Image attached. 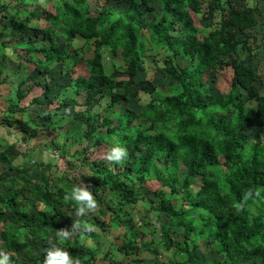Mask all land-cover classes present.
Returning <instances> with one entry per match:
<instances>
[{"label":"trees","instance_id":"1","mask_svg":"<svg viewBox=\"0 0 264 264\" xmlns=\"http://www.w3.org/2000/svg\"><path fill=\"white\" fill-rule=\"evenodd\" d=\"M97 1L100 4L102 0ZM110 1L105 0L92 12L87 0H61L55 6L37 4L23 18L18 10L10 17L21 36L28 33L30 20H46L48 25L41 31L46 43L27 34L23 49L33 55L19 54L43 79H33L29 87L25 82L18 85L4 122L16 125L27 139L38 135L43 119L51 120L61 108H66L78 118L85 116L82 134L92 141L72 153L73 157L85 156L92 145L106 144L111 150L118 142L128 149L123 163L107 157L90 162L104 190L119 199L114 206L92 183L100 213L111 211L112 220L130 229L129 238L118 246L120 252L130 255L140 244L158 243L174 253L175 257L166 264H264V140H256L248 133L250 127H264V93L255 83L258 74L247 59L235 56L228 62L233 77L227 93L214 95L206 82V76L221 66L218 56L235 53L243 43L240 33L261 25L248 2L263 0H128L126 9L120 7L121 0ZM154 1L161 3L160 14L155 11ZM7 7L0 5V9ZM226 8L228 14L215 21L217 11ZM199 14L210 20V29L203 34L193 21ZM61 24L66 27L63 45L58 41ZM143 30L158 52L167 51L171 60L166 62L167 75L177 83L162 96H151L136 116L120 115L107 108L102 113L95 112L105 97H112L109 108L116 103L115 98L128 101L138 97L141 87L136 77L146 47ZM85 44L90 45L89 55ZM68 46L73 47L72 53ZM106 49L113 58L122 57L120 67L107 70ZM68 60L72 65L83 61L87 74L68 76L62 86L64 95L61 96L62 91L54 94L48 75L54 80L52 76L57 71L64 73ZM36 84L43 88L44 99L32 97L31 106L37 104L33 115L24 101ZM251 101L255 105L249 106ZM100 128L104 133H98ZM52 145L62 157L67 156V144L57 141ZM67 162L71 164L70 160ZM52 166L51 162L45 165L40 179L33 178L29 168L14 165L13 176L10 168L0 173L2 250L11 257V264H44L48 249L56 243L69 251L74 261L79 258L81 264H95L100 247L87 245L83 240L84 228H92L95 223L88 213L77 215L79 205L75 200L65 199L79 186L78 176L70 177L65 171L52 174ZM182 167L185 176L179 187L176 175ZM158 168L168 174V179L162 177ZM151 179L160 181L169 191H154L156 198L147 199V215H165L169 218L168 230L173 233V226L180 228L182 240L168 235V239L158 242L154 238L143 241L140 234L146 233L129 224L134 219L124 207L137 205L145 198L138 189ZM197 181L198 190L183 198L188 207L176 208L173 200ZM23 201L31 205L26 208ZM67 210L73 211L74 216L66 214ZM145 219L144 225L150 226L151 221ZM98 222L101 227L106 226L103 221ZM77 223L79 227L75 226ZM60 229L70 230V238L61 240L56 235ZM50 236L55 238L48 243ZM200 239L210 244L217 259L203 256ZM177 254L183 257L179 259ZM109 261L118 264L113 258Z\"/></svg>","mask_w":264,"mask_h":264},{"label":"rangeland","instance_id":"2","mask_svg":"<svg viewBox=\"0 0 264 264\" xmlns=\"http://www.w3.org/2000/svg\"><path fill=\"white\" fill-rule=\"evenodd\" d=\"M114 1L115 0H112L110 2L113 3ZM60 2L61 0H0V5H9V7L7 8L0 9V18L2 19L1 25H3V21L10 20V17H12V15H14L17 10L19 13V17L23 18L28 13V9L37 4L58 5ZM87 2L90 5L91 11L94 12L99 5L105 3V0H102L100 4L97 0H87ZM128 2V0H121L120 7L126 9L128 7ZM153 3L155 4V11L160 14L161 3L158 1H154ZM248 5L251 7L253 13L259 19L261 25L253 27L252 30L240 33L239 36L241 37L243 43H241L235 53L218 56V58L222 60L221 66H219L217 70L212 71L206 76V82L210 86L211 91L214 95L222 96L231 88L233 72L228 62L235 56L247 59L248 64H250L256 70L258 78L256 79L255 83L259 87L260 91L264 93V0L258 3L249 1ZM226 14H228L227 8L225 9V11L218 10L216 13L215 21H218L221 17H223V15ZM193 21L201 31V34L206 33L210 29V24H208L210 23V20L203 19V16L200 14L194 16ZM29 23L30 24L27 30V34H30L31 32L34 35H39L36 40H43L42 38L44 36L41 35V31L45 26L48 25V23L46 21L38 22L37 19L30 20ZM9 27H12V23L10 22ZM58 33V41L61 45H63L66 35V27L63 24L59 26ZM27 34L22 36L19 35L21 37L17 38V45L19 44L21 54L25 53L23 47H25V42L28 40L29 35ZM142 34L146 47L145 55L142 60V66L139 74L136 77V81L139 83V87H141L138 97L132 98L128 101H124L120 98H115L114 100H116V103L112 105L111 108H109L107 105L111 103L112 97H105L102 100V103L95 107V112L102 113V109L107 108L110 110V112L116 111L120 115L129 114V116H136V113H140L147 102L151 99V96H162L163 94L168 92V87H170L174 83H177L176 79L167 75L166 62L171 61L169 59L167 51L164 49H159L158 52L155 46L150 44L148 32L146 30H143ZM42 42L46 43V41L44 40ZM6 46L7 45L1 43L0 53L4 51V48ZM89 46L90 45L88 44L84 45L85 52L88 53V55L89 51H91L89 49ZM72 48L73 47L68 46V50L71 53ZM71 60H68V62L65 63V66L63 67L64 73L60 74L59 72V74L52 76L54 80L50 77V75H48L49 81H51L54 85V94L62 91L61 96L64 95L65 87L62 88V86L65 84L66 78L68 76H71L72 74L74 76L87 74V69L83 61H79L75 65H72ZM178 62L179 61L177 59H174V63L178 64ZM181 62L184 63L183 60H181ZM122 64L123 60L120 55L113 58L111 55V51L109 49L105 50V65L108 71L113 66L117 65V67H120ZM30 66L32 67V69L34 68L33 65ZM121 75L122 73H120V76ZM39 78L43 79V76L40 75L38 79ZM33 96H39L41 99H44L43 88L40 85L36 84L33 88L32 93H30V95L24 101V104L26 106H29L31 114L34 115L37 113L35 109V106L37 104L31 106V99ZM79 97L82 98V96ZM243 97L246 98V94H244ZM15 99L16 92L13 90L12 100ZM248 105L253 106L255 105V102L251 101L250 103H248ZM84 117L85 116H81L78 118L75 116L74 111L66 108H61L59 110V114L53 116L51 120L43 119L37 137L32 138L28 143L26 139L22 138L20 145L22 147V151L19 154L17 163H19L20 165H25L24 163L27 162L29 165V174L35 179H40L42 176V172L46 169L45 165L51 162L53 164L52 168L50 169V172L52 174H60L65 171V173L70 177L77 175V182L79 186H87L90 190L92 189L91 184L96 183L98 193L100 195H103L106 201L112 200V203L115 206L116 204H118V196L113 192H110L108 189L104 190L101 179L96 176V174H94V172L90 168L91 159H98L102 157H107L108 159V153L110 152L108 145L104 144L102 147H94V145H92L90 147V150L85 154L86 156L90 153V158H85V156L81 158H75L72 155V153H74L75 151L81 150L88 144H92L91 139L84 138L82 134V130H84L85 126L83 122ZM138 121H142V118ZM138 123L139 122H137V124ZM134 127H136V125H134ZM100 129L101 130H99L98 133H104L103 128ZM248 133L256 140H264V127H250ZM57 141H59V143L61 144L63 142L67 144V156L62 157L61 152H59L60 156L58 158H55L50 154L52 153L53 149L56 148L54 145H52V142L57 143ZM24 142H26L27 145H22V143ZM33 149L36 151H40V153H42L43 155L41 156L42 158H38L37 156L30 154L32 152L34 153V151H32ZM47 150L50 151L49 154ZM67 160H70L71 164H69ZM40 165L43 166L40 167ZM158 170L164 179H168V174H163V172H161L159 168ZM14 172L15 168L13 170V173ZM184 176L185 169L184 167H182L176 175L177 186H182ZM199 185L200 182L197 181L194 182V184H192L189 189L181 190L179 197L173 200L174 206L176 208H179L181 206L188 207L186 202L183 201V198L188 193H195V191L198 190ZM158 189H165L167 192L169 191V188L167 186H162L160 181L153 179L148 180L147 184L144 185L143 188L140 187L138 189L139 195L144 194L145 200H140L137 205H125L126 208L124 207V210H127L130 213V217L134 219V221L129 222V224L137 226L140 232L146 233L145 235L140 234V237L143 241H148L151 238H154L158 242L162 239H168V235L172 236V239L175 238V240H182L183 234L181 233L182 230L180 228L176 229L173 226V233L168 230L170 228L168 227L169 218H167L165 215H161L158 218H156L152 213H149V215H147L149 207L148 203H150L147 199H155L156 195L154 191ZM23 202V205H25L26 208L31 205H29L27 201ZM66 212H69L66 214L74 216L73 211L71 212L70 210H67ZM87 213L95 224L92 226V228H84L85 236L83 237V240L87 245H98L100 247V250L98 252V259L95 264H110L109 260L111 258H113L114 261L118 264H125L126 262H130L132 264H166L170 260V258L174 256L172 250L168 251L163 247V245H158V243H152L149 246H143L142 244H140L139 247L135 248L130 255H126L118 250V246L122 245L125 239L129 238L130 229L128 230L126 226H120L114 220H112L111 211L107 214H101L99 206L95 210H89ZM144 218L149 219L152 224L150 226L144 225ZM97 220L103 221L106 226L104 228L101 227V223H99ZM54 238V236H50L47 242H52ZM3 244L4 242L0 237V252H4L2 250ZM199 249L203 256L208 260L218 258L212 252L210 244H208L204 239L199 240ZM177 255V258L179 259L183 257L180 254ZM137 259H139V261Z\"/></svg>","mask_w":264,"mask_h":264},{"label":"crops","instance_id":"3","mask_svg":"<svg viewBox=\"0 0 264 264\" xmlns=\"http://www.w3.org/2000/svg\"><path fill=\"white\" fill-rule=\"evenodd\" d=\"M42 6L49 7L50 5ZM1 21L2 19L0 18V45L3 43L7 46L4 48V51L0 53V69H2V72L0 73V173L10 168V175L13 176V165L20 168H29L27 162L24 163L25 165L17 163L19 154L22 151V147L20 146L21 140L22 138L25 139V136L16 125L4 122L3 116L6 115L8 107L13 101V90L16 91V88L21 82H25V85L28 87L31 86L34 83L33 79H38L41 74L35 68L32 69L30 64L21 60L19 57L21 49L19 48V44L17 45V38L21 36H19L13 26L11 28L8 27L10 20L3 21V25H1ZM37 21L40 22L46 20L41 19ZM31 34L33 35V39H37L39 36L30 32V35ZM24 55L31 56L33 54H28L25 51ZM55 74H59V72ZM32 138L34 137L27 138V143L30 142ZM22 145L27 144L24 142ZM34 149L32 150L34 153L32 152L30 154L42 158V153ZM58 151L60 152L59 149ZM47 152L49 154L50 151L47 150ZM41 166L43 165H40V167Z\"/></svg>","mask_w":264,"mask_h":264},{"label":"clouds","instance_id":"4","mask_svg":"<svg viewBox=\"0 0 264 264\" xmlns=\"http://www.w3.org/2000/svg\"><path fill=\"white\" fill-rule=\"evenodd\" d=\"M128 156V149L120 144L115 143L108 153V159L116 162L123 163ZM65 199L75 200L79 205L77 209V215H84L89 210H95L98 207V202L94 198L92 191L87 186H77L73 188L72 192L65 195ZM79 227V223L75 225ZM56 235L61 239L70 238L72 235L68 229L57 230ZM0 264H11L9 254L0 252ZM44 264H81L79 258L75 261L71 256L70 252L59 247L56 243H52L51 247L47 251V257Z\"/></svg>","mask_w":264,"mask_h":264},{"label":"built area","instance_id":"5","mask_svg":"<svg viewBox=\"0 0 264 264\" xmlns=\"http://www.w3.org/2000/svg\"><path fill=\"white\" fill-rule=\"evenodd\" d=\"M51 155L55 158H58L60 156V153H59L58 149L54 148Z\"/></svg>","mask_w":264,"mask_h":264}]
</instances>
